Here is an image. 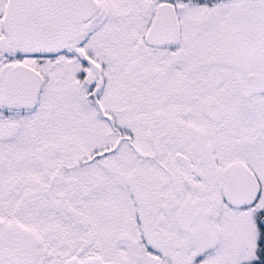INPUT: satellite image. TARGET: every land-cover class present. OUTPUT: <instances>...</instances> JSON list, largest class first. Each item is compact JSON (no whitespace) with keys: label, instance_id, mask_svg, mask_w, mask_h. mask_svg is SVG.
Returning a JSON list of instances; mask_svg holds the SVG:
<instances>
[{"label":"snow or ice","instance_id":"1","mask_svg":"<svg viewBox=\"0 0 264 264\" xmlns=\"http://www.w3.org/2000/svg\"><path fill=\"white\" fill-rule=\"evenodd\" d=\"M0 264H264V0H0Z\"/></svg>","mask_w":264,"mask_h":264}]
</instances>
